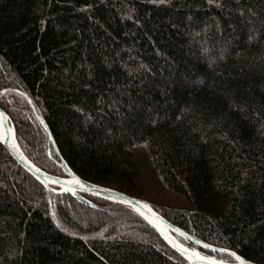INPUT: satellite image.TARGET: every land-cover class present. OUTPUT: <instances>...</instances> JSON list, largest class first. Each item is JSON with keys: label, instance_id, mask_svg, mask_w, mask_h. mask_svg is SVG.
<instances>
[{"label": "trees", "instance_id": "1", "mask_svg": "<svg viewBox=\"0 0 264 264\" xmlns=\"http://www.w3.org/2000/svg\"><path fill=\"white\" fill-rule=\"evenodd\" d=\"M0 107L47 174L264 264V0H0ZM85 198L0 143V264H189L139 214Z\"/></svg>", "mask_w": 264, "mask_h": 264}, {"label": "water", "instance_id": "2", "mask_svg": "<svg viewBox=\"0 0 264 264\" xmlns=\"http://www.w3.org/2000/svg\"><path fill=\"white\" fill-rule=\"evenodd\" d=\"M41 123L44 129L49 134L51 141H53V135L46 121L41 120ZM0 143L7 148L16 162L37 182H39L47 191L59 195H69L73 197V199L89 208H94V206L91 201L85 198V196L125 207L139 214L157 232V234L165 241V243L189 264H210V262H213V264H240L241 261H243V264H254L240 257L238 260L237 254L233 252L214 248L202 243H197L186 232L173 226L165 218H163L147 201L130 197L113 189L89 183L80 178L76 173L68 168L66 169L67 177H55L47 174L42 169L37 167L33 162H31L25 155L18 142L17 129L15 124L10 116L1 107ZM76 180H79L80 184L75 183L74 181ZM81 185H83V187H81ZM141 205H147L148 207L141 208ZM149 208L151 209V211L148 210ZM177 236L184 241L191 242L199 249L228 255L235 259V263H226L208 258L202 255L198 250H194L188 246L183 245L178 240ZM183 249H187V251H182ZM193 252L198 253L199 256L203 257L204 259L197 258V256L193 255Z\"/></svg>", "mask_w": 264, "mask_h": 264}, {"label": "snow or ice", "instance_id": "3", "mask_svg": "<svg viewBox=\"0 0 264 264\" xmlns=\"http://www.w3.org/2000/svg\"><path fill=\"white\" fill-rule=\"evenodd\" d=\"M21 158H23V157H21ZM74 182L77 183V184H80V181L79 180H76ZM81 187H83V185H81ZM147 207H148L147 205H141V208H147ZM148 210L151 211L150 208ZM197 243H199V241H197ZM182 251H187V249H183ZM193 255L194 256H197V258H199V259H204L203 257H200L198 253L193 252ZM237 259L239 260V257H237ZM210 264H213V262H210ZM240 264H243V261H241Z\"/></svg>", "mask_w": 264, "mask_h": 264}, {"label": "rangeland", "instance_id": "4", "mask_svg": "<svg viewBox=\"0 0 264 264\" xmlns=\"http://www.w3.org/2000/svg\"><path fill=\"white\" fill-rule=\"evenodd\" d=\"M150 188H155V187H154V186H150ZM154 192H158V193L161 194L162 196H164V195L167 196V199H168V198H171V196H170L168 193H166V192H165V193H162L161 191H158V190H155ZM162 196H161V197H162ZM169 196H170V197H169ZM171 199L174 200V198H171ZM168 201H171V200L169 199ZM174 204H175V203H174Z\"/></svg>", "mask_w": 264, "mask_h": 264}]
</instances>
